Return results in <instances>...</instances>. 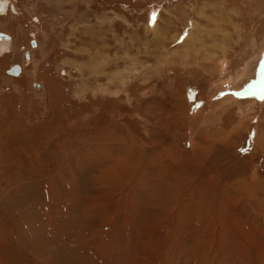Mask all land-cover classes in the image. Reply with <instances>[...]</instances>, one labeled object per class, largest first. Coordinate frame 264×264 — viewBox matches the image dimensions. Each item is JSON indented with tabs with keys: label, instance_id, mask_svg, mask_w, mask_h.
<instances>
[{
	"label": "rangeland",
	"instance_id": "374dc122",
	"mask_svg": "<svg viewBox=\"0 0 264 264\" xmlns=\"http://www.w3.org/2000/svg\"><path fill=\"white\" fill-rule=\"evenodd\" d=\"M0 1V264H264V0Z\"/></svg>",
	"mask_w": 264,
	"mask_h": 264
},
{
	"label": "water",
	"instance_id": "95a60500",
	"mask_svg": "<svg viewBox=\"0 0 264 264\" xmlns=\"http://www.w3.org/2000/svg\"><path fill=\"white\" fill-rule=\"evenodd\" d=\"M2 38H4V39H10V36L8 35V34H6V33H4V32H0V39H2ZM32 45L33 46H36V40H33L32 41ZM27 55H26V58L27 59H29V52H27L26 53ZM10 74H19L20 73V66H19V64H16V65H13L10 69H9V71H8Z\"/></svg>",
	"mask_w": 264,
	"mask_h": 264
},
{
	"label": "flooded vegetation",
	"instance_id": "af4514ba",
	"mask_svg": "<svg viewBox=\"0 0 264 264\" xmlns=\"http://www.w3.org/2000/svg\"><path fill=\"white\" fill-rule=\"evenodd\" d=\"M15 7H16V6L14 5V8H15ZM15 9H16V8H15ZM10 10H11V2H10V1H6L5 10L2 11V12H5V11H6V13H9ZM13 13H17V9H16V12L14 11ZM2 32H3V31H2ZM4 33H6V32H4ZM7 34H9V33H7ZM9 35L11 36V41H10L9 43H7V45L10 44V43L13 41V36H12L11 34H9ZM35 40H36V46H33V45H32L33 48H36V47L38 46V43H39V40H38L36 34H35ZM28 52H29V55L31 56V52H30V51H28ZM20 68H21V67H20Z\"/></svg>",
	"mask_w": 264,
	"mask_h": 264
},
{
	"label": "bare ground",
	"instance_id": "6f19581e",
	"mask_svg": "<svg viewBox=\"0 0 264 264\" xmlns=\"http://www.w3.org/2000/svg\"><path fill=\"white\" fill-rule=\"evenodd\" d=\"M5 5H6V3H5V1H0V6H2L3 7V11L5 10ZM14 11L16 12V9L14 8ZM3 13V12H2ZM7 34V33H6ZM9 35V34H8ZM10 36V35H9ZM11 41V36H10V39H4V38H2V39H0V43H9ZM9 45V44H8ZM5 47H6V45H5ZM6 49V48H5ZM262 70L264 71V66H263V68H262ZM264 73V72H263ZM262 73V74H263ZM12 75H16V74H12ZM264 75V74H263ZM260 77H261V75H260ZM35 85H37V83L35 84ZM255 87V86H254ZM230 88H232V86H230ZM229 98H233L234 100H238L237 98L235 99L233 96H228Z\"/></svg>",
	"mask_w": 264,
	"mask_h": 264
},
{
	"label": "snow or ice",
	"instance_id": "6c2138e0",
	"mask_svg": "<svg viewBox=\"0 0 264 264\" xmlns=\"http://www.w3.org/2000/svg\"><path fill=\"white\" fill-rule=\"evenodd\" d=\"M3 11V7L2 6H0V12H2Z\"/></svg>",
	"mask_w": 264,
	"mask_h": 264
}]
</instances>
